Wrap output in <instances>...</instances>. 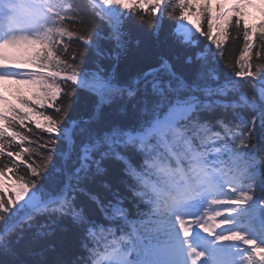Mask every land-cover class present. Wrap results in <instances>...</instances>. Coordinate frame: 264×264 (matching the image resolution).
<instances>
[{
  "label": "snow or ice",
  "instance_id": "obj_1",
  "mask_svg": "<svg viewBox=\"0 0 264 264\" xmlns=\"http://www.w3.org/2000/svg\"><path fill=\"white\" fill-rule=\"evenodd\" d=\"M253 3L0 0V264H264V63L251 62L264 60V20L245 19ZM230 29L237 63L222 47ZM142 30L163 33L186 70L161 58L121 80ZM82 97L86 116L74 110ZM125 98L140 117L108 119ZM62 220L71 257L35 253Z\"/></svg>",
  "mask_w": 264,
  "mask_h": 264
},
{
  "label": "trees",
  "instance_id": "obj_2",
  "mask_svg": "<svg viewBox=\"0 0 264 264\" xmlns=\"http://www.w3.org/2000/svg\"><path fill=\"white\" fill-rule=\"evenodd\" d=\"M98 24L104 25L103 31L107 33V27L102 21H98ZM80 27L79 24H74L72 28ZM139 40V44L136 41ZM258 42V38H257ZM104 47L111 49L112 45L103 42ZM75 47V44H71L70 48ZM225 51V61L226 63H237L240 51L242 50V39L236 38V33L234 30L230 29L229 39L222 45ZM258 51V48H254ZM161 58L169 59L175 66L177 71H185L183 65V54L177 50L171 48L168 43L165 42L164 34L162 33L159 39L154 38L149 31H134L131 42L129 43V50L126 55H122L118 62V75L123 81H128L131 78L138 76L142 72L148 71L150 68L158 67L161 64ZM253 65H258L264 63L257 56H253L251 61ZM101 63L106 67L110 68L114 60H102ZM90 66V65H85ZM223 67V65H222ZM227 71V69H225ZM163 75V73H162ZM167 79V77H164ZM75 99V97L73 98ZM135 100H117L110 106H106L104 109L105 116L110 120H129L139 118L141 113L138 110H134L132 105L135 104ZM92 101L86 97H82L77 104L74 105V110L77 115H89L91 112ZM139 107V106H138ZM124 108L125 111L121 112L120 109ZM72 113H70L71 115ZM36 136H42L41 130L32 128ZM34 139V137H32ZM27 147H35V144L26 145ZM34 160L38 161V157H33ZM55 159V157H54ZM20 174H23V170H20ZM11 175V173H10ZM14 178V177H13ZM103 179L112 180L111 175L103 177ZM94 191L99 192L102 196L107 195L102 188L98 185L91 186ZM123 190V189H122ZM82 199H86L82 197ZM94 207V205H93ZM131 207V205H129ZM134 209H132L133 211ZM97 217H99V212H97ZM52 219H55L53 217ZM38 223L41 224H51L52 221L47 220L45 217H39ZM62 229H67V231H62ZM35 231V229H33ZM73 226L69 220H62L58 225L53 228V233L51 236L40 239L33 243L32 248L35 253L45 251L49 259L64 256V258H70L71 252L68 249V245L72 242Z\"/></svg>",
  "mask_w": 264,
  "mask_h": 264
}]
</instances>
